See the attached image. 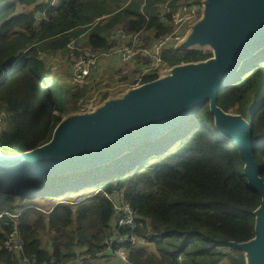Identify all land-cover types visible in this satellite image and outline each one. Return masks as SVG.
<instances>
[{
  "label": "trees",
  "instance_id": "obj_1",
  "mask_svg": "<svg viewBox=\"0 0 264 264\" xmlns=\"http://www.w3.org/2000/svg\"><path fill=\"white\" fill-rule=\"evenodd\" d=\"M179 1L56 0L49 6L45 0H0V110L5 113L0 151L17 155L48 143L68 106L74 108L87 91L53 74L39 52L60 54L71 41L108 52L116 48L109 34L119 28L131 35L148 32L150 42L170 31L159 7ZM36 13H46L48 21L37 23ZM213 56L204 45L178 47L166 51L163 61L169 70ZM160 77L155 73L145 82ZM106 78L109 87L113 76ZM113 98L107 91L100 103ZM216 106L252 126V152L264 181V48L220 90ZM243 168L237 148L216 129L205 104L180 125L102 166L54 178L0 174V214L21 209L22 244L21 253L2 248L11 226L0 220V264H22V257L32 263L92 264L89 258L103 254V239L111 233L108 198L120 192L145 223L134 231L140 244L129 250L128 264H245V254L232 243L254 238L261 198L248 187Z\"/></svg>",
  "mask_w": 264,
  "mask_h": 264
},
{
  "label": "water",
  "instance_id": "obj_2",
  "mask_svg": "<svg viewBox=\"0 0 264 264\" xmlns=\"http://www.w3.org/2000/svg\"><path fill=\"white\" fill-rule=\"evenodd\" d=\"M193 44H211L213 58L176 67L165 77L105 102L93 114L62 122L41 147L0 156V174L54 178L102 166L180 125L208 104L216 129L234 143L244 162L248 187L261 198L254 212V238L232 245L245 254L246 264H264V181L252 152V126L216 106L220 90L234 81L247 58L264 48V0H207L202 20L182 47Z\"/></svg>",
  "mask_w": 264,
  "mask_h": 264
},
{
  "label": "built area",
  "instance_id": "obj_3",
  "mask_svg": "<svg viewBox=\"0 0 264 264\" xmlns=\"http://www.w3.org/2000/svg\"><path fill=\"white\" fill-rule=\"evenodd\" d=\"M55 1L45 0V2H49V6L53 5ZM206 1L181 0L174 7H171L168 2L160 6L157 11L158 16L161 21L167 23L170 31L150 42H147V38L151 36L148 32H137L131 35L119 28L109 34L110 43L116 46L114 50L96 52L90 48H82L71 41L60 54L52 55L39 52L38 56L48 60L59 58L68 64L67 75L66 78L64 77L65 83L70 87L79 86L87 89L86 93L75 101L73 111L80 113L79 115L93 114L104 105L100 103L104 93L111 91V88L107 87L105 65L117 69L113 75L117 88H127V91L140 88L146 83L145 79L148 76L155 73L160 74L165 68L163 54L185 43L193 27L202 17ZM168 16L169 21L166 20ZM48 19L46 13L34 14V20L37 23L47 22ZM108 56H115L121 65H114L105 59ZM4 117V111L0 110V125ZM108 199L112 203L113 211L109 224L111 233L103 239V254L96 253L89 259L93 264H102L101 261L104 259H113L119 264H128L129 250L140 244V238L134 231L143 228L145 223L137 220L136 213L126 202L121 192ZM20 214L21 209L0 214V220L5 219L11 226L2 243V248L10 254L22 251L18 224ZM108 251H111V255H107ZM178 261L181 262V256H178ZM75 263L78 264L77 261ZM22 264L46 263H32L26 257H22Z\"/></svg>",
  "mask_w": 264,
  "mask_h": 264
},
{
  "label": "rangeland",
  "instance_id": "obj_4",
  "mask_svg": "<svg viewBox=\"0 0 264 264\" xmlns=\"http://www.w3.org/2000/svg\"><path fill=\"white\" fill-rule=\"evenodd\" d=\"M19 10H24V8H21ZM19 12H21V11H19ZM191 46L195 47V46H200V45L199 44H193ZM204 46H206L207 48H210V49H214L211 44H205ZM105 59L109 60L114 65H121V63L119 62V60L115 56H108V57H105ZM46 61H48L47 62L48 67L53 72V74H59L63 78L64 77L66 78L67 71H68V64L66 62L62 61L59 58H52V59H49V60H46ZM105 70H107L106 71V74L108 75V78L110 77V75L111 76L114 75V71H113V69L110 68V65H105ZM171 71L172 70H167V69L164 68V69H162V71L160 72V74L161 75L168 74V73H171ZM109 88H111L110 94L111 95H114V97H115V98H113V100L114 99H120V98H122L127 93V91L124 92L125 91L124 89L117 88L115 81H110L109 82ZM118 93L119 94L121 93V94L118 96ZM79 114L80 113L74 112L73 111V108H71V106L69 105L68 106V109L66 110V114L64 116H62V120H63L62 122H66L67 120H69L71 118H74V117H77V116H81ZM0 152H1V154L8 155V156L12 153L11 150L8 151V152H6V151H0ZM15 156H17V155H15ZM2 157H4V156H2ZM45 242H47V237L45 238ZM152 246L154 247L153 244H152Z\"/></svg>",
  "mask_w": 264,
  "mask_h": 264
},
{
  "label": "crops",
  "instance_id": "obj_5",
  "mask_svg": "<svg viewBox=\"0 0 264 264\" xmlns=\"http://www.w3.org/2000/svg\"><path fill=\"white\" fill-rule=\"evenodd\" d=\"M45 242V240H44ZM150 248H154L153 246H149ZM48 249L50 250V247L48 246ZM152 251V250H151ZM102 264L106 263V264H119L116 260L113 259H104L103 261H101ZM80 264V263H78Z\"/></svg>",
  "mask_w": 264,
  "mask_h": 264
},
{
  "label": "clouds",
  "instance_id": "obj_6",
  "mask_svg": "<svg viewBox=\"0 0 264 264\" xmlns=\"http://www.w3.org/2000/svg\"><path fill=\"white\" fill-rule=\"evenodd\" d=\"M202 18H203V15H202V17L200 18V20L196 23V24H198L201 20H202ZM193 30V29H192ZM180 47H182V45L180 46ZM165 69H167L166 67H165ZM169 70H172V69H169ZM169 74V73H168ZM168 74H164V75H161V74H158L159 76H161L160 78H162V77H165V76H167ZM159 79V78H158ZM157 80V79H156ZM151 82V81H150ZM146 83H149V82H146ZM145 83V84H146ZM144 84V85H145ZM128 92V91H127ZM248 124V123H247ZM248 125H250V124H248ZM0 155L1 156H4L3 154H1V152H0ZM16 209H20V208H16ZM93 264V263H92ZM104 264H106V263H104Z\"/></svg>",
  "mask_w": 264,
  "mask_h": 264
},
{
  "label": "bare ground",
  "instance_id": "obj_7",
  "mask_svg": "<svg viewBox=\"0 0 264 264\" xmlns=\"http://www.w3.org/2000/svg\"><path fill=\"white\" fill-rule=\"evenodd\" d=\"M1 156V155H0Z\"/></svg>",
  "mask_w": 264,
  "mask_h": 264
}]
</instances>
